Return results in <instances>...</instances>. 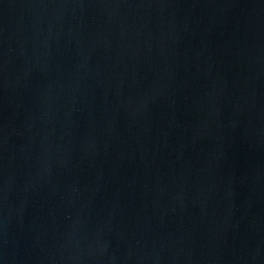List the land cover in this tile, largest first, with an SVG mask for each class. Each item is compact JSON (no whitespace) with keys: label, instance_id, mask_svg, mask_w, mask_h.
<instances>
[{"label":"water","instance_id":"1","mask_svg":"<svg viewBox=\"0 0 264 264\" xmlns=\"http://www.w3.org/2000/svg\"><path fill=\"white\" fill-rule=\"evenodd\" d=\"M0 264H264V0H0Z\"/></svg>","mask_w":264,"mask_h":264}]
</instances>
